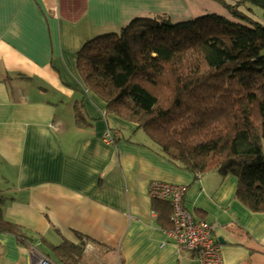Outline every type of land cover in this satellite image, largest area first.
Wrapping results in <instances>:
<instances>
[{"label": "crops", "instance_id": "obj_1", "mask_svg": "<svg viewBox=\"0 0 264 264\" xmlns=\"http://www.w3.org/2000/svg\"><path fill=\"white\" fill-rule=\"evenodd\" d=\"M209 12L229 15L216 0H0V196L31 237L0 231V264H31L33 250L64 264L52 246L65 241L75 264H208L166 234L154 180L187 187L188 210L214 225L218 264H264V211L236 197L237 177L176 166L135 122L106 111L77 66L87 41L138 17Z\"/></svg>", "mask_w": 264, "mask_h": 264}, {"label": "trees", "instance_id": "obj_2", "mask_svg": "<svg viewBox=\"0 0 264 264\" xmlns=\"http://www.w3.org/2000/svg\"><path fill=\"white\" fill-rule=\"evenodd\" d=\"M216 1L228 16L209 12L180 22L167 15L138 17L87 41L77 66L106 111L135 122L158 153L196 178L235 175L236 197L261 212L264 22L244 8L259 6L264 18V0ZM76 120L84 124L79 109ZM152 200L161 226L170 229L171 201ZM4 204L0 196V231L31 242L23 227L5 217ZM75 248L67 241L52 246L64 264H75Z\"/></svg>", "mask_w": 264, "mask_h": 264}, {"label": "built area", "instance_id": "obj_3", "mask_svg": "<svg viewBox=\"0 0 264 264\" xmlns=\"http://www.w3.org/2000/svg\"><path fill=\"white\" fill-rule=\"evenodd\" d=\"M117 129L107 132L106 140L114 142L118 137ZM186 186L166 181L154 180L150 184L151 197L169 199L173 205L171 216L172 227L166 229V234L173 239L181 249L194 252L199 259L208 264H218L222 260L220 242L215 236L214 225L203 219H196L185 205ZM35 259L31 264H59L46 255L32 251Z\"/></svg>", "mask_w": 264, "mask_h": 264}, {"label": "rangeland", "instance_id": "obj_4", "mask_svg": "<svg viewBox=\"0 0 264 264\" xmlns=\"http://www.w3.org/2000/svg\"><path fill=\"white\" fill-rule=\"evenodd\" d=\"M230 2H235L236 0H227ZM252 7V11L247 10L246 8H244V10L246 11V13L252 15L256 20L260 21V22H264V18H263V9L259 6H251ZM262 54H264V49L262 50ZM141 133H143V130H141ZM142 136L140 134L136 135L134 137V139L139 140Z\"/></svg>", "mask_w": 264, "mask_h": 264}]
</instances>
